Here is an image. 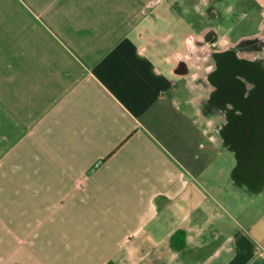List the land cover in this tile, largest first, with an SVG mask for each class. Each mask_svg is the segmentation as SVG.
I'll use <instances>...</instances> for the list:
<instances>
[{
  "label": "crops",
  "instance_id": "0c3cea01",
  "mask_svg": "<svg viewBox=\"0 0 264 264\" xmlns=\"http://www.w3.org/2000/svg\"><path fill=\"white\" fill-rule=\"evenodd\" d=\"M225 2L195 33L192 0H0V264H264V164L211 100L264 0Z\"/></svg>",
  "mask_w": 264,
  "mask_h": 264
},
{
  "label": "flooded vegetation",
  "instance_id": "af4514ba",
  "mask_svg": "<svg viewBox=\"0 0 264 264\" xmlns=\"http://www.w3.org/2000/svg\"><path fill=\"white\" fill-rule=\"evenodd\" d=\"M257 42L218 54L211 94L228 138L241 154L242 168L254 171L264 164V43Z\"/></svg>",
  "mask_w": 264,
  "mask_h": 264
},
{
  "label": "rangeland",
  "instance_id": "374dc122",
  "mask_svg": "<svg viewBox=\"0 0 264 264\" xmlns=\"http://www.w3.org/2000/svg\"><path fill=\"white\" fill-rule=\"evenodd\" d=\"M192 3H193V6H192L191 17L196 21V25H195V28L193 30L195 33L200 32L201 29L207 25H216L217 26L220 23L221 20L215 19L214 16H211L210 19L200 18V14H199L201 12L200 10L208 11L209 9H206L205 7H203L200 4V0H192ZM230 3H234V0H227V2H225V4L220 5V9H222V10H219V11L220 12L223 11L224 7H225L224 5H228ZM196 5H198V6H196ZM222 6H223V8H222ZM210 10H211V8H210ZM238 15H240V10L236 9L232 14L231 19H232V21H234V23H237V24L241 23V24H239V27H241L240 29L242 30V32L240 34H245V33H248L249 31L254 30V28H255L254 23L246 25L245 23H247V20H244L242 18L239 19ZM244 25H246V29L244 28ZM243 29H245V31ZM254 42H257V41L251 40V41H247L245 43H238L235 46H233L232 48H242V47L244 48V47H247L248 44L254 43ZM209 43H211V42H209ZM216 43H217V41H215L214 43H211V45L216 44ZM221 43L226 44V42H221ZM257 43L262 44V43H264V41L263 42L258 41ZM255 47L260 48L259 45L255 46ZM210 48L211 49H217V46L213 45ZM246 49H248V48H246ZM228 160H229V162H228L229 164H233L232 158H230ZM200 190H201L200 194H202L204 196L203 197L204 203H202V205L198 204V203L193 204L194 208L199 207V208H201V211L203 212V215L200 216L199 223L204 227H206L208 225L211 227L216 226L217 215L219 213H221V211H222V209L220 208L218 201H217V196H218L217 190H216V188H212V187L210 189L208 188L206 191H205V189L204 190L200 189ZM249 192H250V190H249ZM207 238L213 239L211 236H208Z\"/></svg>",
  "mask_w": 264,
  "mask_h": 264
}]
</instances>
